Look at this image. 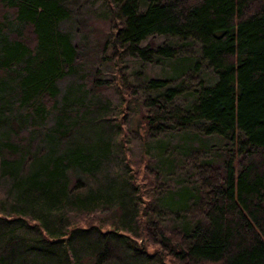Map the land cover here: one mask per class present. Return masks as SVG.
Listing matches in <instances>:
<instances>
[{
	"label": "trees",
	"instance_id": "obj_1",
	"mask_svg": "<svg viewBox=\"0 0 264 264\" xmlns=\"http://www.w3.org/2000/svg\"><path fill=\"white\" fill-rule=\"evenodd\" d=\"M107 2L101 47L162 60L166 77L87 80L62 0H0V264H100L107 237L169 264H264V0ZM112 83L115 111L91 95ZM132 124L174 140L145 167L165 190L155 206L136 180L142 152L117 146Z\"/></svg>",
	"mask_w": 264,
	"mask_h": 264
},
{
	"label": "rangeland",
	"instance_id": "obj_2",
	"mask_svg": "<svg viewBox=\"0 0 264 264\" xmlns=\"http://www.w3.org/2000/svg\"><path fill=\"white\" fill-rule=\"evenodd\" d=\"M62 1L69 9V17L64 22V25L70 31L72 41L78 45H83V48L81 47L80 50L81 58L79 64L77 65V75H85L87 80L91 78H109L116 80L118 79L119 74H124L129 83L135 84L139 81H144V79L149 76L166 77V71H171L170 65L162 60H139L138 58L128 55L125 52L110 49L107 45L106 48H103V46L101 47L102 41L108 37V34L111 33L114 25L113 18L110 14L112 7L109 6L107 0ZM148 40H150L153 44L167 43L170 46L176 42L173 38L162 36L149 37ZM142 43L143 42H141V44ZM190 51L191 48H188V46L185 47L184 52L186 54L190 53ZM199 68L200 70L197 74H201L202 76V72L205 71L204 75H209V71L203 68V66H200ZM201 76L198 77L201 78ZM113 83L110 88L100 89L95 91V93H91V95H97V97L92 96L94 103L97 102L98 104L100 101L105 102L107 103V107L109 109L111 108L115 111L116 105L120 101L117 92L118 89L116 88L118 86H114ZM143 94L144 93H142V95ZM183 101L184 99L180 97L176 99L177 104H180ZM120 110L121 107L118 106L117 111L119 112ZM119 114L120 113H118V115ZM125 118L126 117L124 116V121ZM84 124L86 125V123ZM98 126L101 130H103V132H106V134L111 132V125L105 121L101 122L100 120ZM133 127V124L129 127L127 125V128L124 127L120 130L121 142L117 144V146H119V148L121 146L125 157H129V155L134 156L142 152V160H139L136 164V171L138 169L136 180L138 182H142V184L146 183V185L142 187V202L151 199V203L155 206V204L158 203L159 197H164L165 190L164 188L158 190L159 187L153 190L149 188L150 185L145 180V167L147 164L150 168L155 169V163L159 158L157 155L160 151L157 147L162 146L165 148L163 153L164 155L168 150V145H174V140H170V138L166 135L167 133L163 131L159 132L157 129L155 130L151 128L148 130L143 124L142 129L140 127L137 128L139 131ZM77 128L79 129L78 135L80 134L82 137L86 136L84 130L85 128L82 129L81 126H78ZM115 135H118L117 131ZM204 140L207 142L206 145L209 146L211 150L221 145L220 141L218 142L216 138L211 136L206 137ZM112 163L116 165L114 167L116 172H123L121 160H117ZM133 169L134 168H132V171ZM161 184H163L162 181ZM107 244L109 247L108 249L110 250L108 257L100 264H169V258L167 256L162 257L163 262L157 261V255L153 253L156 252L155 246H145L144 252L134 253L131 252L128 247L122 245L123 243L116 238L107 237ZM27 256L28 254L20 252L19 257L18 255L15 256L13 264L24 263Z\"/></svg>",
	"mask_w": 264,
	"mask_h": 264
}]
</instances>
